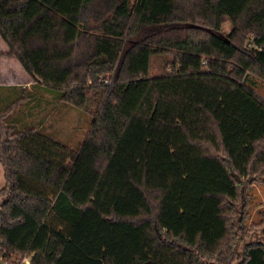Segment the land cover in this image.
<instances>
[{"label": "trees", "instance_id": "16d2710c", "mask_svg": "<svg viewBox=\"0 0 264 264\" xmlns=\"http://www.w3.org/2000/svg\"><path fill=\"white\" fill-rule=\"evenodd\" d=\"M0 35L36 88L93 116L74 147L13 117L32 91L0 95V257L241 260L237 207L264 182V0H0ZM262 231L241 264H264Z\"/></svg>", "mask_w": 264, "mask_h": 264}, {"label": "rangeland", "instance_id": "374dc122", "mask_svg": "<svg viewBox=\"0 0 264 264\" xmlns=\"http://www.w3.org/2000/svg\"><path fill=\"white\" fill-rule=\"evenodd\" d=\"M234 26L230 21H226L220 33L228 34L233 30ZM250 39H247L245 44L248 43ZM3 43L4 45H2ZM6 42L0 35V49L4 47ZM3 53V52H2ZM4 55H0L3 57ZM19 66V64H18ZM154 71L157 72L159 66H161V60L156 58L153 64ZM3 69H6L8 72V65H2ZM110 83L112 82V78L107 77ZM260 84L262 88L260 91L264 93V82L259 78ZM31 91L36 96L34 101L30 103V109L34 111V117L31 123H36L35 113L38 109H45V113L37 116L38 119H42L45 121V128L48 133L54 135V137L66 144L77 147L79 143L84 139L90 129V124L92 123L93 116L89 114L87 111L82 108H77L68 103L61 101L56 92L54 94L45 91L44 89L36 88V85H33ZM14 90V89H13ZM11 90H5V88H0L1 93H7ZM17 92H20L17 91ZM13 92L10 95H15ZM30 92V91H29ZM29 94V93H27ZM25 94V95H27ZM24 95V94H23ZM46 99L48 101H46ZM48 102V106L44 108V103ZM38 113V112H37ZM21 116L28 117V112L26 111V107L17 108L14 113V118L20 119ZM30 123V124H31ZM1 166V165H0ZM2 166L0 167V179L2 176ZM4 172V171H3ZM5 182V179H4ZM3 184L0 186L2 187ZM246 197H244V201L240 202L237 207V215H235L237 234L235 235V239L233 241V250L240 254L239 252L244 251L245 243L254 241L260 242L263 240V228H264V182L263 183H254L253 185H249L246 188ZM236 248V249H235ZM31 255H24L21 253H10L6 258L3 259L9 264H22L25 259L29 260L31 264ZM237 260H235L236 262Z\"/></svg>", "mask_w": 264, "mask_h": 264}, {"label": "crops", "instance_id": "0c3cea01", "mask_svg": "<svg viewBox=\"0 0 264 264\" xmlns=\"http://www.w3.org/2000/svg\"><path fill=\"white\" fill-rule=\"evenodd\" d=\"M2 45H4L3 43H1ZM9 51V47L7 44H5L4 47H2V49H0V52H8ZM8 65V72H6V69L2 68V65ZM19 64V66H18ZM33 85H36V81L31 77V75L25 70V68L23 67V65L21 64V62L17 59L16 56H9V55H4L3 57H0V88H5V90H11L8 92V94H11L13 92H17L19 91V88H25L28 91H31V89H33ZM14 89V90H13ZM47 92H50L52 94H54V90L53 89H44ZM7 93H1L0 95L3 96H8ZM46 101H48L46 99ZM44 103V108H46L48 105V102H43ZM46 106V107H45ZM31 105L29 104V106L27 107V112H28V122H31L33 117H34V111L33 109H30ZM45 109L42 111V109H38L36 111V115H35V120L36 123L38 121L41 120L37 118L38 115L42 114L43 112L45 113ZM38 112V113H37ZM43 113V114H44ZM40 117V116H38ZM0 165L2 166L1 162ZM0 166V167H1ZM2 176L0 179V186L3 184L4 182V169L2 166Z\"/></svg>", "mask_w": 264, "mask_h": 264}, {"label": "water", "instance_id": "95a60500", "mask_svg": "<svg viewBox=\"0 0 264 264\" xmlns=\"http://www.w3.org/2000/svg\"><path fill=\"white\" fill-rule=\"evenodd\" d=\"M235 249H236V248H235ZM239 253H240V255L242 256V258H241V260L235 262L234 264H241V262L245 260L244 252L241 251V252H239ZM0 264H9V263H7L2 257H0Z\"/></svg>", "mask_w": 264, "mask_h": 264}, {"label": "built area", "instance_id": "2783aa9c", "mask_svg": "<svg viewBox=\"0 0 264 264\" xmlns=\"http://www.w3.org/2000/svg\"><path fill=\"white\" fill-rule=\"evenodd\" d=\"M104 83L109 84L110 83L109 79H107V78L104 79ZM22 264H30V262H29V260L25 259L24 262H22Z\"/></svg>", "mask_w": 264, "mask_h": 264}]
</instances>
